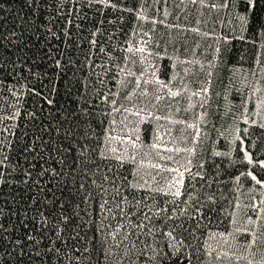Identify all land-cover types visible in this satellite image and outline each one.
<instances>
[{"label":"trees","instance_id":"16d2710c","mask_svg":"<svg viewBox=\"0 0 264 264\" xmlns=\"http://www.w3.org/2000/svg\"><path fill=\"white\" fill-rule=\"evenodd\" d=\"M244 8L0 0V264H170L172 242L264 264V0Z\"/></svg>","mask_w":264,"mask_h":264},{"label":"snow or ice","instance_id":"6c2138e0","mask_svg":"<svg viewBox=\"0 0 264 264\" xmlns=\"http://www.w3.org/2000/svg\"><path fill=\"white\" fill-rule=\"evenodd\" d=\"M100 2L107 4L108 3V0H100ZM229 3L232 4V5H235L237 3H240L242 5H245L244 13L238 15L237 19L241 22L242 25L247 24V15H246V13H247L248 7L254 6L255 3H256V0H229ZM139 51H143V49H139ZM173 95H175V93H173ZM48 103L51 104L52 101L49 100ZM262 127H264V125H262ZM248 162L249 163H253V160H252L251 156L248 157ZM259 166L262 167V168H264V162H260V165ZM249 175H251V173H249ZM252 179L253 180H256V177L255 176H252ZM257 183L258 184H261V186H264V183H261V181H257ZM175 195L179 196L180 193L177 191L175 193Z\"/></svg>","mask_w":264,"mask_h":264},{"label":"rangeland","instance_id":"374dc122","mask_svg":"<svg viewBox=\"0 0 264 264\" xmlns=\"http://www.w3.org/2000/svg\"><path fill=\"white\" fill-rule=\"evenodd\" d=\"M264 103V95H263V100L260 102ZM260 162H264V159L260 160ZM264 189V186H263ZM171 246L173 247L174 250V255H173V259L172 262L170 264H186L184 259L186 257V251L183 250L182 245L179 243H171Z\"/></svg>","mask_w":264,"mask_h":264}]
</instances>
